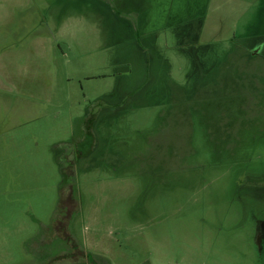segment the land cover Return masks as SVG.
Returning a JSON list of instances; mask_svg holds the SVG:
<instances>
[{"label":"rangeland","instance_id":"rangeland-1","mask_svg":"<svg viewBox=\"0 0 264 264\" xmlns=\"http://www.w3.org/2000/svg\"><path fill=\"white\" fill-rule=\"evenodd\" d=\"M29 5L0 0V264H264L238 194L264 176V0L150 37Z\"/></svg>","mask_w":264,"mask_h":264},{"label":"crops","instance_id":"crops-1","mask_svg":"<svg viewBox=\"0 0 264 264\" xmlns=\"http://www.w3.org/2000/svg\"><path fill=\"white\" fill-rule=\"evenodd\" d=\"M26 15L29 18L30 10L51 12V10H61L57 23L63 26L75 27L81 22H86L89 26H94L96 21L89 16V12L81 10H97L94 14L96 19L104 24L127 25L137 37H150L160 34L165 29L179 27L187 23H192L199 18L206 16L210 0H28ZM126 1L128 8L120 10L117 4ZM119 8V10H118ZM77 11V13H76ZM80 11V13H79ZM16 12V11H15ZM92 13V12H91ZM118 16V17H117ZM23 21V20H22ZM54 21V20H53ZM198 22V21H197ZM78 23V24H77ZM84 42H93L86 40ZM81 250V251H80ZM79 250V257L85 264H105V259L101 256L92 255L89 252ZM75 258V256H73ZM72 256H61L56 259L58 262L70 259ZM42 264V263H40ZM45 264V263H44Z\"/></svg>","mask_w":264,"mask_h":264},{"label":"flooded vegetation","instance_id":"flooded-vegetation-1","mask_svg":"<svg viewBox=\"0 0 264 264\" xmlns=\"http://www.w3.org/2000/svg\"><path fill=\"white\" fill-rule=\"evenodd\" d=\"M243 180H244V184H242L240 187H238V190H239L238 194L240 197L243 196L242 194L247 193L246 190L251 189L253 191V193H255V195L260 194L261 195L260 197L264 198V176L258 177V176H253V175L252 176L245 175ZM244 196H246V195H244ZM68 201H69V199L67 200L63 197L61 204L64 206V204ZM64 207H65V209H67V206H64ZM68 212H70V211H68ZM261 212H262V214H261ZM261 212H258V214L260 216L259 221H258V224H259V226H258V228H259V245L262 246V248L264 249V212L263 211H261ZM56 224L58 227L57 232L60 234V231H62L60 227L63 224L62 218L60 220L56 221ZM77 250L78 249H76V251ZM64 255L67 256L68 254L66 252H60L58 254V258H61V256L63 257ZM70 256H73V254L71 253Z\"/></svg>","mask_w":264,"mask_h":264}]
</instances>
